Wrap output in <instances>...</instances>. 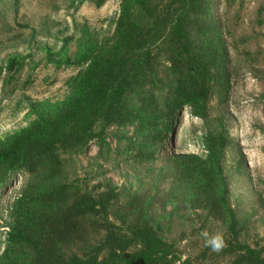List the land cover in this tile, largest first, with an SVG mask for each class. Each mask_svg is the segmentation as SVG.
I'll return each instance as SVG.
<instances>
[{
	"label": "trees",
	"instance_id": "obj_1",
	"mask_svg": "<svg viewBox=\"0 0 264 264\" xmlns=\"http://www.w3.org/2000/svg\"><path fill=\"white\" fill-rule=\"evenodd\" d=\"M90 1L101 7L109 0ZM215 5L120 0L110 37L83 32L76 58L85 68L69 80L70 94L55 102L31 101L34 119L0 138V190L16 175L28 178L11 207L0 264H264V245L249 241L248 226L230 203L223 161L231 135L225 116L212 113L214 101L228 108L233 85L230 48ZM68 46L65 40L49 58ZM26 59H8L7 85L17 84ZM186 108L204 121L206 154L176 155L175 177L162 189L167 177L157 175L155 192L146 188L122 201L111 181L90 190L67 178L69 163L90 142L109 147L113 126L134 127L133 158L155 162ZM157 200L175 212H206L224 228L225 246L182 260L150 216Z\"/></svg>",
	"mask_w": 264,
	"mask_h": 264
},
{
	"label": "rangeland",
	"instance_id": "obj_2",
	"mask_svg": "<svg viewBox=\"0 0 264 264\" xmlns=\"http://www.w3.org/2000/svg\"><path fill=\"white\" fill-rule=\"evenodd\" d=\"M216 18L231 53L232 91L227 109L217 101L214 115L225 116L231 144L223 161L230 186V203L248 226V239L264 245V0H216ZM120 10V0L96 7L90 0H0V138L26 127L34 117L31 101H60L70 94L68 82L84 70L76 58L78 39L88 30L92 36L110 37ZM65 40L68 49L60 53ZM251 51L247 55L245 51ZM26 57V67L17 84L5 82L11 56ZM28 83V84H27ZM27 84V85H26ZM172 135L153 163L133 158L132 143L138 138L134 127H111L109 147L101 150L96 140L69 163L67 178L90 190L104 189L113 182L124 201L127 195L151 188L157 175L167 177L160 189L175 177L173 160L178 154H206L205 124L186 108L178 117ZM28 178L16 175L10 186L0 190V255L4 252L13 202ZM104 186V187H103ZM150 213L162 236L176 245L183 259L199 257L208 249L202 233L224 232L206 212H175L163 209L157 200ZM211 262V258L206 263Z\"/></svg>",
	"mask_w": 264,
	"mask_h": 264
},
{
	"label": "clouds",
	"instance_id": "obj_3",
	"mask_svg": "<svg viewBox=\"0 0 264 264\" xmlns=\"http://www.w3.org/2000/svg\"><path fill=\"white\" fill-rule=\"evenodd\" d=\"M206 246L213 252H219L225 246V239L222 233L210 235L207 231L202 233Z\"/></svg>",
	"mask_w": 264,
	"mask_h": 264
}]
</instances>
